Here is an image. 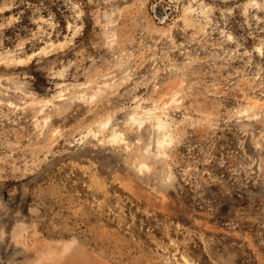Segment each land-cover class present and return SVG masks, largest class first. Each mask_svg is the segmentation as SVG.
I'll return each instance as SVG.
<instances>
[{
	"label": "rangeland",
	"instance_id": "rangeland-1",
	"mask_svg": "<svg viewBox=\"0 0 264 264\" xmlns=\"http://www.w3.org/2000/svg\"><path fill=\"white\" fill-rule=\"evenodd\" d=\"M0 264H264V0H0Z\"/></svg>",
	"mask_w": 264,
	"mask_h": 264
}]
</instances>
